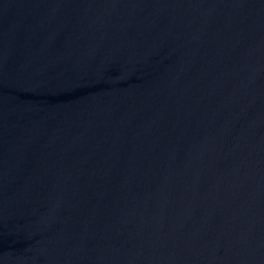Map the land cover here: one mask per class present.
I'll return each mask as SVG.
<instances>
[{
	"label": "water",
	"instance_id": "water-1",
	"mask_svg": "<svg viewBox=\"0 0 264 264\" xmlns=\"http://www.w3.org/2000/svg\"><path fill=\"white\" fill-rule=\"evenodd\" d=\"M0 264H264V0H0Z\"/></svg>",
	"mask_w": 264,
	"mask_h": 264
}]
</instances>
